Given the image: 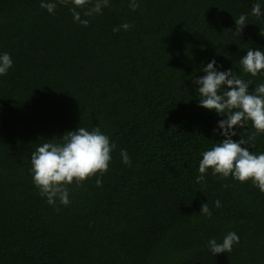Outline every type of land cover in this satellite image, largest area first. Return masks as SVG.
Returning <instances> with one entry per match:
<instances>
[{
	"label": "trees",
	"instance_id": "16d2710c",
	"mask_svg": "<svg viewBox=\"0 0 264 264\" xmlns=\"http://www.w3.org/2000/svg\"><path fill=\"white\" fill-rule=\"evenodd\" d=\"M130 2L109 0L91 17L78 9L85 27L70 5L50 14L41 0H0V54L13 60L0 76V264H264V193L211 170L197 183L226 116L199 106L193 84L213 59L249 91L264 83V71L253 77L239 63L250 48L264 51L256 0H137L135 11ZM78 127H99L116 145L108 170L70 185L69 205L50 206L31 154ZM234 130L235 141L255 131L251 122ZM248 147L264 153V134ZM229 232L239 243L213 255L208 241Z\"/></svg>",
	"mask_w": 264,
	"mask_h": 264
},
{
	"label": "clouds",
	"instance_id": "9594fccd",
	"mask_svg": "<svg viewBox=\"0 0 264 264\" xmlns=\"http://www.w3.org/2000/svg\"><path fill=\"white\" fill-rule=\"evenodd\" d=\"M58 4L66 7L70 5L74 22L87 27L89 20L81 19L78 9L84 10L85 17H91L101 14L102 9L109 6V0H95L94 3L93 0H41L40 7L52 14ZM129 7L135 11L139 3L131 0ZM251 14L264 16L259 0L253 4ZM247 24L246 15H240L235 19V33L240 36ZM130 27L125 23L114 28L113 32H118L120 28L128 30ZM259 34L264 37V29ZM239 63L245 73L256 77L264 71V51L250 48ZM12 66L10 54H0V76L7 75ZM203 72L206 75L193 80L199 93V106L214 110L221 117L226 116V119L218 121V129L224 139L202 153L197 183L205 182V175L211 170V174L220 179L231 177L241 183L251 181L264 193V153L255 154L248 147L258 134H264V83L249 91L250 81L243 80L232 69L218 71L214 59L203 68ZM249 122L255 131L247 139L240 133L241 139L233 140L232 137L237 135L234 129H243ZM62 138L63 143L45 142L31 154L33 183L50 206H55L57 200L64 206L70 204V185L79 187L93 176L102 177L108 170L111 153L116 147L99 127L91 131L78 127ZM120 155L122 162L131 166L127 151L121 149ZM96 185L102 186V179L97 178ZM215 206L221 207L219 200L215 201ZM200 213L209 218L212 216L207 203L202 204ZM238 243L239 236L235 232H229L222 243H217L214 238L208 241L209 249L215 256L231 252L233 245Z\"/></svg>",
	"mask_w": 264,
	"mask_h": 264
}]
</instances>
